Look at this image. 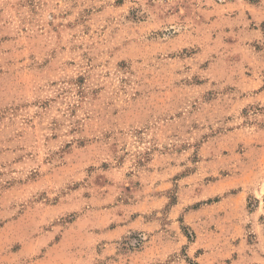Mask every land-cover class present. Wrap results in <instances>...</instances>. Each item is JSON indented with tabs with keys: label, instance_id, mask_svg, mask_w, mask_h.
<instances>
[{
	"label": "rangeland",
	"instance_id": "1",
	"mask_svg": "<svg viewBox=\"0 0 264 264\" xmlns=\"http://www.w3.org/2000/svg\"><path fill=\"white\" fill-rule=\"evenodd\" d=\"M0 264H264V0H0Z\"/></svg>",
	"mask_w": 264,
	"mask_h": 264
}]
</instances>
